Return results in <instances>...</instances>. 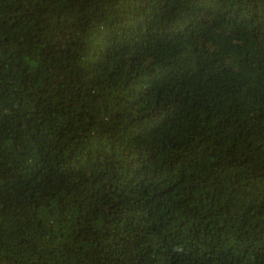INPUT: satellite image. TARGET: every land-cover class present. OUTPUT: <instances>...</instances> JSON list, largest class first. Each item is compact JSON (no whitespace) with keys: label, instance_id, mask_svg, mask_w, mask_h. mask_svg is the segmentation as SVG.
<instances>
[{"label":"trees","instance_id":"16d2710c","mask_svg":"<svg viewBox=\"0 0 264 264\" xmlns=\"http://www.w3.org/2000/svg\"><path fill=\"white\" fill-rule=\"evenodd\" d=\"M0 264H264V0H0Z\"/></svg>","mask_w":264,"mask_h":264}]
</instances>
